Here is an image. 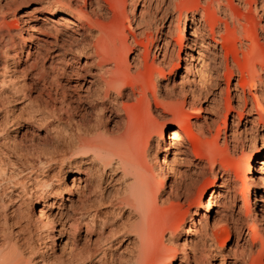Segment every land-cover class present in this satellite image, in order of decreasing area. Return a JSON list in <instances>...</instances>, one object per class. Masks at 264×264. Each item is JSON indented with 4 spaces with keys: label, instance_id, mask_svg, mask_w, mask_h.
Returning a JSON list of instances; mask_svg holds the SVG:
<instances>
[{
    "label": "bare ground",
    "instance_id": "6f19581e",
    "mask_svg": "<svg viewBox=\"0 0 264 264\" xmlns=\"http://www.w3.org/2000/svg\"><path fill=\"white\" fill-rule=\"evenodd\" d=\"M107 1V11L104 0H84L90 12L78 0H46L34 9L41 16L33 22L55 16L61 22L44 28L41 38L19 33L22 45L11 55L13 64L22 52L34 67L38 56L43 60L50 58L49 50L58 51L48 68L42 64L31 77L9 67V53L0 47V264H202L189 229L175 233L155 220L168 188L171 152L174 162L184 156L195 172L204 169L203 153L195 150L199 144L193 138L202 127L187 123L190 136L185 139L173 129L169 145L157 158L159 170L156 165L150 170L147 150L165 130L141 132L127 113V102L141 100L148 107L153 104L159 114L175 116L167 101L174 86L190 107L203 99L215 113L224 111L223 140H230L226 152L246 147L252 151L245 165L236 161L235 168H248L255 184L254 216L261 228L250 226L240 207L236 220L243 248L257 244L262 253L264 0ZM127 3L129 15L124 11ZM115 12L126 25L120 31L99 29L97 18ZM174 21L181 24L176 38L171 34ZM4 32L1 23L0 43ZM171 63L173 69L166 72ZM182 64L184 73L178 81L173 76L168 87V76ZM37 85L41 89L33 100ZM115 118L121 127L108 129ZM27 127L45 132L41 145L28 146L18 137ZM186 144L192 146L191 157ZM214 151L205 160L211 168L216 164ZM219 165V176L213 175L212 184L198 198L201 205L207 194L209 216L216 208L236 206L238 199L248 203L251 197L244 190L246 180ZM156 173L160 191L151 184L150 174ZM102 185L113 194L107 200L102 193L92 199ZM176 241H182L179 249ZM200 242L207 251L214 249L206 229ZM248 256L241 251L229 264H246Z\"/></svg>",
    "mask_w": 264,
    "mask_h": 264
},
{
    "label": "rangeland",
    "instance_id": "374dc122",
    "mask_svg": "<svg viewBox=\"0 0 264 264\" xmlns=\"http://www.w3.org/2000/svg\"><path fill=\"white\" fill-rule=\"evenodd\" d=\"M46 0H0V17H3V22L0 20V24L2 23V29L4 32L3 40L0 43V47L3 52H8L9 56L5 59L6 63L9 67L13 68L16 66L18 74L22 75L23 72L27 74V76L31 77L35 73L38 72L40 66L43 64L44 67L48 68L51 59L58 53L57 50H49L48 54L50 58H45L40 60L39 56L37 59V64L34 67L29 65V59L26 60V52H22L20 54V58H17V63L13 64L11 55L14 54V51H19L21 48V42L19 40V33H23L24 35L27 32H32L35 36L43 37V29L50 28L54 23L61 22L59 20V16L50 17L48 22L39 23L33 22V20L39 13L34 9L40 7L41 4L45 3ZM89 0H86L88 2ZM84 0H78V3L82 5V9L86 12H90L88 6H83ZM109 7V3L107 0H104V9L107 11ZM130 9V5L127 3L124 11L127 15H129L128 11ZM175 14L172 15L175 18ZM99 29L104 31H120L122 25H126L123 22L122 14L120 12H115L114 14L108 15L107 18L104 16H99ZM26 20V22L23 21ZM15 23L17 25H15ZM181 24L172 23L171 34L173 38L177 37V33L179 31V27ZM134 30V29H133ZM135 31V30H134ZM191 29H188L187 34L191 33ZM125 33L128 34V31L125 30ZM77 36V35H76ZM14 43V45H12ZM1 50V51H2ZM153 50V49H152ZM194 56L196 54L194 53ZM16 59V58H15ZM2 57L0 54V62H2ZM175 59L172 61L174 62ZM74 64V63H72ZM185 65L182 64L181 68L174 70V72L168 76V87L173 85V76H175V80L178 81V77L184 73ZM173 69L172 63L166 69V72ZM50 75V74H49ZM51 76V75H50ZM147 77V76H146ZM48 82H54L51 79L47 78ZM31 82V81H27ZM42 83V81H37ZM58 82H62L59 80ZM166 82L163 83L165 85ZM221 88L224 87L223 83L220 85ZM37 88V89H36ZM35 91L32 92L31 98L33 100H37L39 90L41 89L40 85H37ZM173 92L167 101L173 104V108L175 110L176 115L173 116L171 114H159L155 112V107L152 104L150 107L144 101L141 100H130L127 107V113L132 120L134 127H136L141 132H144L148 129L153 130H162L163 134L154 138L150 142L149 149L146 153V160L148 166L151 170L152 166L156 165V169L159 170V166L157 163V158L162 156V151L169 145V133L173 129H178L179 133L185 139L190 136L186 127L187 123H190L195 126L202 127V131H195L193 133V138L197 139L198 146L196 149H200L203 153V165L204 169L199 173L195 172L192 166L188 165L184 156H178L181 160L177 162L173 161V151L168 156V181L166 183L167 189L164 190L165 194L163 195V204H160V208L155 215V220L158 224L164 225L167 228L175 231V233H180L183 228L189 229L190 237L194 239L197 243V250L199 251V257L202 264H229L233 259L237 257L241 253V251L250 253V256L246 258V264H257L264 263V251L259 253V245L254 244L253 246L243 248V244L245 241L241 237L240 231L238 230V222L237 211L241 208L242 215L246 216V221L250 226H255L256 229H260L261 226L257 224V220L255 219V208L254 205V196L253 189L255 184L251 180V175L248 174V168L244 167L243 171H237L235 168L236 161H240L243 165L248 159V155H252V151L249 150V147L244 148L242 151H236L233 153L231 149L226 152V145H230V140L226 137L225 141L224 137V111L220 113H215L212 111L207 103L200 99L194 106H189V100H182L180 98V91L177 87H173ZM51 93H54V89L52 88ZM223 94V92H222ZM183 102V103H182ZM178 118H181L182 123H178ZM231 120V118H230ZM228 119V122L230 121ZM114 123L108 125V129L115 130L116 127H121L122 122L119 118H115ZM45 132L43 130H31L29 127L22 128L18 137L26 140V145L30 146L41 145L44 142ZM259 145V142L257 143ZM188 149V155L191 157L193 154L192 146L186 144ZM215 149L214 155L216 164L211 168L209 167L205 160L208 155L211 154V151ZM251 161V157H250ZM225 166L229 169L230 173L239 175L240 177L246 180L247 187H245V193L247 191L250 192L251 197H248V203L238 199L236 206L232 204H226L224 207L221 206L216 208L217 213L214 215H210L207 213L210 205L207 203L208 197L204 196V201L201 205L198 203V198L200 193H204L212 184V180L214 179L213 175L219 176L220 165ZM75 174H72L69 178L68 185H72V180ZM151 184L153 188L157 191H160V174L151 175ZM220 183L219 179H216V186ZM97 193L91 198L94 199L95 196H99V194H103V196L108 198L111 194H113V190L109 188L107 185H102ZM241 187V186H240ZM247 195V193H246ZM107 200V199H106ZM49 203L51 201H48ZM41 202L36 204L35 209L40 207ZM198 205V206H197ZM195 207L196 210H195ZM239 211V212H240ZM37 213V211H36ZM192 213V219H194V225L189 224V214ZM232 213V215H231ZM203 215L204 218H201ZM242 217V216H240ZM124 218V217H123ZM183 227V228H182ZM210 234V239L214 244V249L207 251L204 247L201 246V238L204 235V230ZM84 234V228L83 232ZM96 234L91 236V240H95ZM182 241H176L174 245L179 249V245L181 246ZM84 245V241L80 242V246ZM165 248H160V251H164ZM197 251V252H198ZM198 254V253H197ZM189 264H193V261H189Z\"/></svg>",
    "mask_w": 264,
    "mask_h": 264
}]
</instances>
